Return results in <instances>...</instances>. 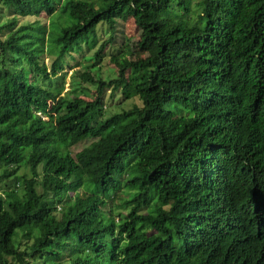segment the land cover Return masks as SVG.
<instances>
[{
  "label": "trees",
  "instance_id": "1",
  "mask_svg": "<svg viewBox=\"0 0 264 264\" xmlns=\"http://www.w3.org/2000/svg\"><path fill=\"white\" fill-rule=\"evenodd\" d=\"M0 16V264H264V0H0ZM126 19L141 57L123 36L105 52ZM72 53L89 66L60 95ZM117 90L132 102L106 114Z\"/></svg>",
  "mask_w": 264,
  "mask_h": 264
},
{
  "label": "rangeland",
  "instance_id": "2",
  "mask_svg": "<svg viewBox=\"0 0 264 264\" xmlns=\"http://www.w3.org/2000/svg\"><path fill=\"white\" fill-rule=\"evenodd\" d=\"M0 20H3L2 16H0ZM99 27H103V29L100 30ZM105 27L107 28L105 23L97 26V28H96L97 29V40H96V44H95L94 47H96L102 41L107 39L108 31L106 30ZM115 30H116L117 34L112 39V43H111L112 45L105 48V52L106 53L114 54V47L121 42V39H122L121 36H123L124 38L122 39V42L124 40L127 42L128 46H129V49H130V53L129 54H133L134 57L138 56V55H139V57H141L143 55L142 52L141 53L137 52L128 43V41L130 43H132L133 41H135L137 39V31H136L135 27L133 26V24L129 20H127V19L123 20V21L121 20L118 23H116ZM120 31H122V35H121ZM87 51L88 50H85V47H83V52H82L83 56L87 53ZM90 53H91V50L88 52V54H90ZM83 56L81 54H79V53H72L71 54L72 58H69V57L65 58L66 65L64 66L65 68L63 69L62 73H60V74L65 73V78L63 79V83H62L61 90H60V93H59L60 95H69V92L73 89L74 84H75L76 80L78 79V77H76V76L69 77V74L73 73L75 71L76 67H78V66L81 67L82 69H87L85 67L89 66V63H87V62L82 60ZM108 66H110V64H108ZM95 70H96L95 68L92 69L93 72ZM101 71L105 72L104 68H101L100 72ZM90 72H91V70H90ZM61 80H62V77H60L58 79V81H61ZM78 83H79V87H77V89H76V94L80 92V89L82 87H85L86 85H88L87 82H84L82 79L79 80ZM90 92H91V89H90ZM118 93H119V91L117 90V93H115V95L111 96V98L109 100L110 108H107V107L104 108L103 107V109H105V113L106 114L109 113L110 110L114 111V110H117L120 107L127 108V107H129V104L132 102V99H129V100L128 99L127 100L126 99H120V94L118 96ZM103 94H104L103 97L105 99L106 96L108 95V92L105 91ZM80 96L85 97L87 99H90V98L93 97V94L91 93L89 95H84V94L80 93ZM107 99H108V97H107ZM133 101L136 102V99L134 98ZM87 143H88V141H82V142H79L76 145L70 147L71 154H74L76 151L80 150Z\"/></svg>",
  "mask_w": 264,
  "mask_h": 264
},
{
  "label": "clouds",
  "instance_id": "3",
  "mask_svg": "<svg viewBox=\"0 0 264 264\" xmlns=\"http://www.w3.org/2000/svg\"><path fill=\"white\" fill-rule=\"evenodd\" d=\"M106 105H107V106H106ZM105 106H106L107 108H110V105H109V104H107V103H106V104H104V106H103V107H104V108H106ZM109 113H110V112H109ZM69 150H70V148H69Z\"/></svg>",
  "mask_w": 264,
  "mask_h": 264
}]
</instances>
